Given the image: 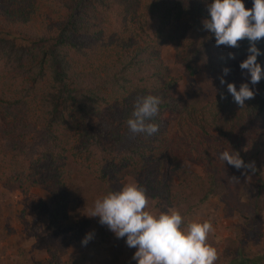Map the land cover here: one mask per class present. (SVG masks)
Segmentation results:
<instances>
[{
    "label": "trees",
    "instance_id": "obj_1",
    "mask_svg": "<svg viewBox=\"0 0 264 264\" xmlns=\"http://www.w3.org/2000/svg\"><path fill=\"white\" fill-rule=\"evenodd\" d=\"M209 2L0 0V184L23 194L51 187L55 224L80 177L107 194L129 172L150 200L187 208L204 201L216 176L212 151L223 147L251 165L240 170L256 178L260 194L264 79L243 108L224 89L198 106L175 96L177 79L160 57L171 45L185 78L247 58V39L217 46L204 28ZM256 46L264 53V38ZM258 62L264 67V54ZM234 79L237 89L249 82L246 70ZM149 94L161 97L150 121L159 131L134 134L127 119L137 97ZM165 114L175 118L172 133Z\"/></svg>",
    "mask_w": 264,
    "mask_h": 264
},
{
    "label": "rangeland",
    "instance_id": "obj_2",
    "mask_svg": "<svg viewBox=\"0 0 264 264\" xmlns=\"http://www.w3.org/2000/svg\"><path fill=\"white\" fill-rule=\"evenodd\" d=\"M160 57L171 77L177 79L175 96L198 106L213 102L220 89L228 92L227 84H235L234 76L246 59L243 56L232 63L227 75L224 71L219 74L204 71L185 78L171 45L161 47ZM164 118L172 133L175 118L171 114H165ZM225 150L220 147L212 151L216 176L211 179L204 201L174 208L181 211L185 224L211 219L214 231L208 239L219 253L215 264H245V260L264 264V190L257 194L256 178L220 159ZM187 167L202 175L194 163L188 162ZM259 171L264 181V166ZM131 182L135 180L126 172L118 185ZM104 195L89 179L74 180L66 195L63 217L55 224L48 216L55 201L51 187L38 186L23 194L0 184V264H136L132 259L136 249L126 245V237L116 238L106 225L99 223L98 216H89L95 201ZM169 207L173 206L149 199L151 211ZM88 233H92V239L82 244Z\"/></svg>",
    "mask_w": 264,
    "mask_h": 264
},
{
    "label": "clouds",
    "instance_id": "obj_3",
    "mask_svg": "<svg viewBox=\"0 0 264 264\" xmlns=\"http://www.w3.org/2000/svg\"><path fill=\"white\" fill-rule=\"evenodd\" d=\"M203 26L214 34L217 46L238 47V41H249V54L239 65L246 70L249 82L241 83L239 89L234 83L227 84L234 102L243 108L245 101L257 94L254 86L264 79V67L258 62L264 53L256 46L264 38V0H252L251 8L245 7L244 0H210ZM223 71L227 75L230 70ZM220 82L224 84L225 80L221 78ZM160 104L159 96L137 97L127 119L130 132L149 136L157 133L158 124L150 121L158 115ZM220 159L237 170L251 166L234 149L221 152ZM149 199L138 182L126 183L97 199L89 216H98L99 223L116 238L126 237V245L136 249L132 256L136 264H215L219 253L208 239L214 231L211 219L185 224L179 209L169 207L154 212L149 209ZM91 239L92 233L86 234L82 244Z\"/></svg>",
    "mask_w": 264,
    "mask_h": 264
}]
</instances>
